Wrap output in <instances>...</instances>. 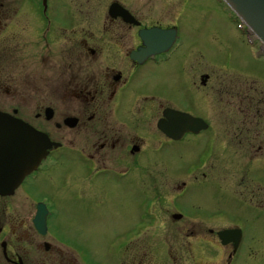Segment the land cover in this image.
<instances>
[{"label": "flooded vegetation", "instance_id": "1", "mask_svg": "<svg viewBox=\"0 0 264 264\" xmlns=\"http://www.w3.org/2000/svg\"><path fill=\"white\" fill-rule=\"evenodd\" d=\"M170 1L169 18L173 13L174 21L175 0ZM91 9L95 15L96 1L0 0V114L46 136L50 145L34 171L11 192L0 193V264H27L29 260L31 264H80V245L73 244L70 249L66 241L51 233L53 199L32 193L33 182L39 177L50 182L54 171L59 172L57 183L63 179L61 184L66 188L71 185L72 193L84 201L85 212L93 214L107 203L125 220L127 213H132V223L124 224L123 240L127 246L136 242L159 223L152 199L160 198L157 176L143 163L165 155L169 168H176V146L210 129L206 118L193 114L190 85L174 91L175 72L188 55L185 49L179 53L177 25L169 24V18L145 24L142 12L126 0H111L102 15L103 35H82L79 22L94 17ZM153 29L175 30L174 42L155 52L161 39L142 35ZM166 74L170 80L160 82ZM205 76L200 77L202 87L207 82ZM168 109L199 118L207 127L173 139L160 128ZM172 124L175 127L176 123ZM11 130L0 128L4 133L0 136V161L9 165L14 162L12 150L17 145ZM132 194L137 197L135 208L125 202ZM185 194L173 193V204ZM40 207L45 214L43 233L34 222ZM182 216L172 214L171 218L180 220ZM238 229L227 242L218 235ZM209 232L215 237L210 243L226 250H222L225 258L221 264H236L244 228ZM35 252L41 255L32 258Z\"/></svg>", "mask_w": 264, "mask_h": 264}, {"label": "rangeland", "instance_id": "2", "mask_svg": "<svg viewBox=\"0 0 264 264\" xmlns=\"http://www.w3.org/2000/svg\"><path fill=\"white\" fill-rule=\"evenodd\" d=\"M91 1H96L97 11L94 15L91 9L94 17L79 22L81 34L103 35L102 15L111 0ZM126 2L142 12L145 24L169 18L173 8L170 0ZM174 5V21L172 13L168 22L176 24L180 32L179 53L185 49L188 54L175 72L174 91L190 85L193 114L206 118L210 129L176 146V168H169L165 155L143 163L157 176L160 198L152 199L159 223L128 246L123 229L129 220L132 223V213L128 212L125 220L107 203L93 214L85 212L84 201L72 193L71 185L64 187L63 179L57 183L58 171H54L56 179L49 175L56 187L44 177L33 182V195L45 194L54 201L51 233L66 241L70 249L73 244L80 245V264H221L225 258L222 250H226L210 243L215 237L209 229L215 232L233 226L245 230L236 264H264L263 46L219 0H175ZM202 75H207L203 87ZM169 80L166 74L160 82ZM181 191L186 193L184 198L173 204L172 194ZM129 200L126 197L127 207L130 203L135 208L137 197L132 194ZM172 214L183 216L174 220ZM200 233V238L194 237ZM39 255L35 252L32 258Z\"/></svg>", "mask_w": 264, "mask_h": 264}, {"label": "water", "instance_id": "3", "mask_svg": "<svg viewBox=\"0 0 264 264\" xmlns=\"http://www.w3.org/2000/svg\"><path fill=\"white\" fill-rule=\"evenodd\" d=\"M222 1L264 47V0ZM142 35H149L155 38L159 37L161 39L162 43L160 46L154 47V51L158 52L168 48L171 42H174L176 31L153 29L143 32ZM164 40H166V44H163ZM164 116L166 120L161 121L160 128L173 139L179 138L183 133H196L207 127V124L203 120L175 110H166ZM172 123H176V131L172 129L175 128ZM4 127L12 129V136L16 134L17 145L16 149L12 150L15 153L12 154L14 162L11 165L0 161V193L3 194L11 192L26 174H29L38 167L40 162L46 157L47 148L50 146L46 136L29 126H24L20 121H10L0 114V128L3 129ZM13 130H16V133H13ZM3 134L0 132V136ZM41 212L44 211L40 207L34 222L39 229L41 228L40 231L43 233L45 214ZM235 232L239 233V230H224L219 232L218 235L223 242H227Z\"/></svg>", "mask_w": 264, "mask_h": 264}, {"label": "bare ground", "instance_id": "4", "mask_svg": "<svg viewBox=\"0 0 264 264\" xmlns=\"http://www.w3.org/2000/svg\"><path fill=\"white\" fill-rule=\"evenodd\" d=\"M188 194V193H187Z\"/></svg>", "mask_w": 264, "mask_h": 264}]
</instances>
